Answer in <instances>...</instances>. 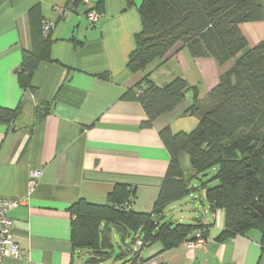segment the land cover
<instances>
[{
    "label": "crops",
    "instance_id": "crops-1",
    "mask_svg": "<svg viewBox=\"0 0 264 264\" xmlns=\"http://www.w3.org/2000/svg\"><path fill=\"white\" fill-rule=\"evenodd\" d=\"M142 2L0 0V106L21 109L13 125L0 123V197L24 199L9 214L25 252L0 264H82L85 251L74 248L70 207L81 199L108 204L119 184L133 190L134 210L153 211L171 159L160 132L167 127L193 130L203 109L191 112L195 95L204 98L233 67L234 59L221 65L212 57L193 56L179 43L144 72H131L128 62L142 29ZM259 3L263 19L240 25L249 48L264 39V0ZM36 5L43 22L52 24L51 59L39 61L33 89L24 90L17 74L23 53L35 51L43 40L32 28L30 9ZM91 11L99 13L94 23L88 18ZM146 74L158 85L181 76L191 86L186 100L151 127L143 125L147 115L141 103L124 97ZM39 113H45L42 120ZM181 160L189 171L188 156ZM33 171L41 176L31 187ZM199 182L193 181V192L169 205L165 216L201 222L193 242H202L164 251L160 243L150 244L140 253L148 259L143 264H264L259 230L218 239L226 227V211L210 209ZM196 192L202 216L187 200ZM175 213L179 215L173 218Z\"/></svg>",
    "mask_w": 264,
    "mask_h": 264
},
{
    "label": "trees",
    "instance_id": "trees-1",
    "mask_svg": "<svg viewBox=\"0 0 264 264\" xmlns=\"http://www.w3.org/2000/svg\"><path fill=\"white\" fill-rule=\"evenodd\" d=\"M139 11L142 29L130 54L131 72H144L179 43L195 57H212L221 65L231 59L235 63L204 98L195 95L191 112L203 109L193 130L173 132L167 127L160 132L171 159L153 211L134 210L133 190L122 184L110 194L108 204L81 199L70 207L74 248L91 255L86 264H101L112 256L115 230L121 240L117 258L124 259L123 264H143L148 259L140 253L150 244L160 243L164 251L196 241L201 222H174L165 213L169 205L193 192L192 183L198 179L210 209L226 211V227L218 239L257 229L264 249V214L258 208L264 206V39L249 48L240 30L242 23L263 19L259 0H143ZM30 16L33 31L43 40L35 51L23 53L17 74L24 90L33 89L39 61L51 59L39 5L30 9ZM190 87L181 76L158 85L146 74L124 97L141 103L147 115L143 125L151 127L186 100ZM45 107L48 112L49 105ZM20 114V107L0 106V123L11 126ZM38 116L42 120L45 113ZM182 155L188 156L189 171ZM138 241L143 244L137 250Z\"/></svg>",
    "mask_w": 264,
    "mask_h": 264
},
{
    "label": "built area",
    "instance_id": "built-area-1",
    "mask_svg": "<svg viewBox=\"0 0 264 264\" xmlns=\"http://www.w3.org/2000/svg\"><path fill=\"white\" fill-rule=\"evenodd\" d=\"M88 18L91 23H94L98 20L99 13L97 11H91L88 14ZM51 29V22L44 21L43 34L45 37L49 35ZM40 176V171H33L30 174L31 187L36 185ZM23 201L24 199L22 198L0 197V262L11 257L20 258L25 255V252L21 249L20 245L16 240L15 222L9 214L11 210L21 205ZM123 206L129 208L130 202H126L125 204H123ZM201 242V240L199 242H189V246L195 247ZM142 244L143 243L141 241H138L136 249H140Z\"/></svg>",
    "mask_w": 264,
    "mask_h": 264
},
{
    "label": "rangeland",
    "instance_id": "rangeland-1",
    "mask_svg": "<svg viewBox=\"0 0 264 264\" xmlns=\"http://www.w3.org/2000/svg\"><path fill=\"white\" fill-rule=\"evenodd\" d=\"M199 194H200L199 192H196V193H194V195L196 196L195 198L188 197L187 200L190 201L191 207H194L195 211H193V212H197L198 216H202V215H204V207L201 205V200L199 198V196H200ZM184 204H186V203H184ZM177 215H179V213H175L173 215V218L174 217H178ZM174 222H179V218H177V220H174ZM190 222L191 221H188V222H185V223H190ZM113 243H114V250L112 252V256L109 259L104 260L101 264H123L125 262L124 259H118L117 258L119 253H120V251H121L120 250L121 240H120V237H119V235L117 234V232L115 230L113 231ZM90 256L91 255L87 251H85L81 255L82 264L86 263L89 260Z\"/></svg>",
    "mask_w": 264,
    "mask_h": 264
},
{
    "label": "water",
    "instance_id": "water-1",
    "mask_svg": "<svg viewBox=\"0 0 264 264\" xmlns=\"http://www.w3.org/2000/svg\"><path fill=\"white\" fill-rule=\"evenodd\" d=\"M258 208H259V211H260L262 214H264V206H263V205H260Z\"/></svg>",
    "mask_w": 264,
    "mask_h": 264
}]
</instances>
